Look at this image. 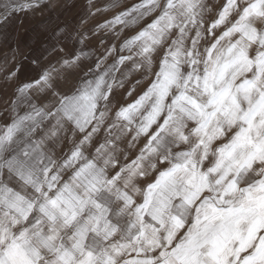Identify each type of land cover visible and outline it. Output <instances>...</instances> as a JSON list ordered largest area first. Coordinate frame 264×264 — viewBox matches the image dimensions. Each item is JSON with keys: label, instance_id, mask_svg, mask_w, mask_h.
<instances>
[{"label": "snow or ice", "instance_id": "snow-or-ice-1", "mask_svg": "<svg viewBox=\"0 0 264 264\" xmlns=\"http://www.w3.org/2000/svg\"><path fill=\"white\" fill-rule=\"evenodd\" d=\"M41 3L6 0L0 23ZM82 8L117 43L85 65L88 30L72 31L54 49L60 67L0 109V264H264V0ZM9 51L5 64L24 54ZM71 68L53 100L52 75ZM101 100L117 102L111 121ZM121 121L140 141L123 165L111 160Z\"/></svg>", "mask_w": 264, "mask_h": 264}, {"label": "crops", "instance_id": "crops-1", "mask_svg": "<svg viewBox=\"0 0 264 264\" xmlns=\"http://www.w3.org/2000/svg\"><path fill=\"white\" fill-rule=\"evenodd\" d=\"M4 2L6 0H0V4ZM49 2H52V0H49ZM82 4L83 0H60L59 6L49 8L42 0L41 7L34 11H17L11 14L7 23H0V48L9 56L11 55L9 49H21L24 54L18 56L16 60L9 59L7 64L4 63L3 56H0V67L17 65L19 70L17 71L16 67H13L12 70L17 73L18 84L32 82L37 79L39 77L38 69L32 61L40 62L44 60L49 52L53 56L56 55L53 49L57 47L60 40V33L57 32V29L64 26L76 32L88 30L90 42L84 48V51L89 53L87 59L93 62L99 59L108 42L111 40V42L117 43V41L110 33L100 32L99 30L95 34L92 33L91 30L96 27L98 22L97 17H87ZM101 39L105 41L104 45L100 44ZM59 46L62 47L63 43ZM70 46L81 47L75 43ZM13 91L14 89L11 88H0V98L11 97L14 100ZM26 110L25 105H21L17 109L21 115Z\"/></svg>", "mask_w": 264, "mask_h": 264}, {"label": "clouds", "instance_id": "clouds-1", "mask_svg": "<svg viewBox=\"0 0 264 264\" xmlns=\"http://www.w3.org/2000/svg\"><path fill=\"white\" fill-rule=\"evenodd\" d=\"M52 6L55 8L60 5V0H52ZM61 29H63V32H61ZM57 32L60 33V40L58 41V45L62 43L69 42V37L72 36V31L68 29L67 26H64L63 28H58ZM53 51H55L53 49ZM55 61V63H53ZM33 65L38 69V75L41 73L49 70V68L53 65H56L57 68L60 67L59 60L57 54L55 56L52 55L51 52H49V55L45 57L44 60L37 62L36 60L32 61ZM93 63L92 60L87 59L85 61V65H91ZM13 67H16L17 71L19 70L17 65H9L7 67H0V88L4 89H15L16 85L18 84L17 76L15 80H8L7 79V73L9 71H12ZM131 65H129L127 68L124 69V71H130ZM77 68H71V69H61L57 73H54L52 75V87L49 89V95L50 97L55 100V93L56 92H65L68 90V87L73 84V76L72 73L76 72ZM143 73L142 72H134L130 79L127 81V86L133 85L137 79L142 78ZM133 80L135 81L133 83ZM117 91H120L119 89ZM8 98H0V109H3L4 112H7V105L9 102ZM126 99V98H125ZM102 111H107L109 114V120L111 121L114 119V112L117 108V102L114 100L111 102L110 105H106L104 100L99 101ZM140 117L137 116L136 120L139 121ZM120 128H117L113 131L112 136H119L120 140L118 143H116L115 148L111 151V160L112 162L119 163L120 165H123L125 163V160L130 159L134 155L137 154L140 146V141L133 142L132 139L129 138L127 134L122 133V128L125 126V122H120ZM135 127V125H133ZM66 139L71 142L72 140V133L71 131L67 134ZM149 167V161L144 162V171L147 175H150L151 173L148 172ZM146 178V177H145ZM125 179L128 180L129 178L125 176ZM140 177H132L128 183V188L130 191L135 192V189L140 187ZM137 196H139V192H135Z\"/></svg>", "mask_w": 264, "mask_h": 264}, {"label": "rangeland", "instance_id": "rangeland-1", "mask_svg": "<svg viewBox=\"0 0 264 264\" xmlns=\"http://www.w3.org/2000/svg\"><path fill=\"white\" fill-rule=\"evenodd\" d=\"M98 2L100 3L101 6H103V5L107 2V0H98ZM107 18H108V19L111 18V14H108V15H107ZM97 21H98L99 23H103V22H104V20H103L102 17H97Z\"/></svg>", "mask_w": 264, "mask_h": 264}]
</instances>
